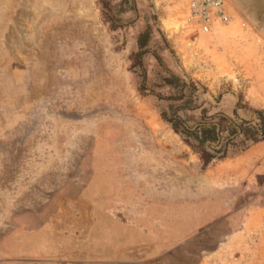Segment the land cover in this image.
Returning <instances> with one entry per match:
<instances>
[{
	"label": "rangeland",
	"instance_id": "374dc122",
	"mask_svg": "<svg viewBox=\"0 0 264 264\" xmlns=\"http://www.w3.org/2000/svg\"><path fill=\"white\" fill-rule=\"evenodd\" d=\"M224 4L200 33L186 0H0V264H264V198L183 145L215 119L208 80L264 97V0ZM217 122L214 157L264 140V111L254 139Z\"/></svg>",
	"mask_w": 264,
	"mask_h": 264
},
{
	"label": "crops",
	"instance_id": "0c3cea01",
	"mask_svg": "<svg viewBox=\"0 0 264 264\" xmlns=\"http://www.w3.org/2000/svg\"><path fill=\"white\" fill-rule=\"evenodd\" d=\"M193 77L201 79L204 83L205 79H208V73L205 74L201 71L193 73ZM207 77V78H205ZM205 87L208 88L206 93L200 95V100L203 103V108L209 109V115H215V119L210 124L205 125V130H209L210 127H214V142H210L209 139H205L204 129H197L196 134L199 135L198 143L195 145L184 143L186 150L190 151L193 155L197 152L194 148L196 145L203 146V150L211 156V164H209L212 170L213 176L209 182H215L219 189L222 191L232 193L235 196L236 193L243 190L245 184L246 190L254 198H264V140L256 142H244L242 137H238L234 145L228 146L225 154L222 157L219 156L218 149L222 146L221 141L225 140L228 136V132L220 129L222 125L217 122L218 119H226L230 124L236 125V123H252L255 121L257 111H264V97L263 95L249 90L243 97H238L234 90L220 91V80H212L205 82ZM214 95L218 96L217 98ZM169 134L177 136V133L170 127L167 128ZM220 129V130H219ZM201 136V137H200ZM220 140V141H219ZM244 146V147H243ZM214 163V164H213ZM206 178V176H204ZM99 205L91 206V213L95 216L110 215L112 208L100 207L102 198L99 196L95 199ZM106 205V203H105ZM98 206V207H97ZM93 207V209H92ZM98 217L95 218V223Z\"/></svg>",
	"mask_w": 264,
	"mask_h": 264
},
{
	"label": "built area",
	"instance_id": "2783aa9c",
	"mask_svg": "<svg viewBox=\"0 0 264 264\" xmlns=\"http://www.w3.org/2000/svg\"><path fill=\"white\" fill-rule=\"evenodd\" d=\"M188 6L187 22L198 28L200 33H208L211 23L223 26L232 23L226 12L224 0H186Z\"/></svg>",
	"mask_w": 264,
	"mask_h": 264
},
{
	"label": "trees",
	"instance_id": "16d2710c",
	"mask_svg": "<svg viewBox=\"0 0 264 264\" xmlns=\"http://www.w3.org/2000/svg\"><path fill=\"white\" fill-rule=\"evenodd\" d=\"M97 2H98V5L102 8V10H107V11L109 10V8H108V0H97ZM146 41H147L146 34L139 35V37H138V49H139L138 56L145 53L144 48H145ZM166 84L167 85H171L169 81H166ZM258 116H260V115L258 114ZM170 120H169V122H171ZM260 120H261V124H262V120L263 119H261V117H260ZM174 123H178L179 124V121L175 120ZM263 126L264 125H261L260 127L263 128ZM236 127L240 131L239 134L241 136H243L246 140L247 139H254L253 138V134H254L253 132L255 131V128L252 125H249L248 123H240ZM171 128L175 132L177 131L176 125H172ZM199 128H203L204 129L203 132L207 134V136L204 135L205 139H211V138L215 137L214 136V132H213L214 127H210L209 130H205V126L202 125V126H199ZM195 132H196V130H195ZM235 133H236L235 127L232 126V128L229 131V134L232 136ZM256 141L257 140H254V142H256Z\"/></svg>",
	"mask_w": 264,
	"mask_h": 264
}]
</instances>
